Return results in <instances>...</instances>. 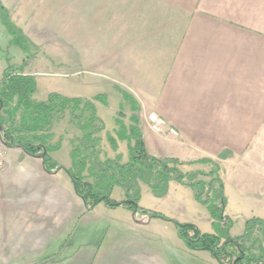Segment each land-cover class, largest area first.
<instances>
[{
  "label": "crops",
  "instance_id": "0c3cea01",
  "mask_svg": "<svg viewBox=\"0 0 264 264\" xmlns=\"http://www.w3.org/2000/svg\"><path fill=\"white\" fill-rule=\"evenodd\" d=\"M77 1L82 13L90 7L92 26L85 33L77 28V46L83 50L90 40L94 51L91 62L79 63L77 73H92L89 81L78 75L80 83L104 89L105 81H99L106 74L120 103L115 115L127 103L121 90L133 97L151 156L182 163L211 160L220 166L226 215L235 223L232 236L238 237L234 230L247 220H264V0ZM25 74L37 81L42 75L28 66ZM101 95L108 97L101 92L76 98ZM105 100L95 102L102 120L101 109L109 105ZM151 116L165 121L159 131ZM105 126L102 160L121 155L126 162L128 149L125 153L118 141L116 153L108 141L109 135L117 139V120L112 130ZM52 132L50 145L61 143L50 153L57 164L52 170L43 158L6 144L0 173V264H219L209 252L189 250L171 222L103 203L88 210L65 171L73 168L71 142L81 132L66 119L55 122ZM140 186L141 207L151 196V210L167 203L169 217L177 220L179 208L196 201L190 188L175 181L164 198ZM112 197L126 198L120 187ZM206 212L200 215L208 222L205 230L192 224L213 234Z\"/></svg>",
  "mask_w": 264,
  "mask_h": 264
},
{
  "label": "trees",
  "instance_id": "16d2710c",
  "mask_svg": "<svg viewBox=\"0 0 264 264\" xmlns=\"http://www.w3.org/2000/svg\"><path fill=\"white\" fill-rule=\"evenodd\" d=\"M6 25L13 36L12 42L26 51L28 44L20 41L22 37L18 38L16 35V27L11 22H6ZM36 92L37 80L34 76L25 74L24 67L17 71L8 68L0 79V127L4 141L10 146L22 148L31 156L44 155L47 170H52L57 168V164L50 153L61 147L60 142L50 145L54 138L53 125L70 115L71 122L81 132V136L71 142L73 168L65 171L72 178L77 193L85 200L88 210L104 203L112 209L123 207L137 211L152 219L173 223L189 250L209 252L219 264H264V220L251 218L246 221L242 235L232 236L231 230L235 223L226 215L227 197L224 183L218 175L221 168L217 163L211 160L193 163L214 165L216 170L209 174L201 171L184 173L180 167L186 165L185 163L172 158L151 156L138 127L139 118L136 115L133 116V125L129 129L117 121L118 139L128 142V163H121V155L103 161L100 135L106 126L98 116L95 101L104 98L98 96L88 100L51 93L46 100L36 101L33 98ZM121 93L125 101L132 105L134 112H139L133 97L125 91L121 90ZM2 113L8 117L9 126L6 125ZM108 141L112 149L117 151V141L110 135ZM201 176L211 177L212 180L205 182L200 179ZM87 179H93V182ZM173 181L190 188L196 201L206 207L213 220V234L203 233L193 224H183L162 213L141 207V183L147 185L155 197L164 198ZM116 187L125 192L126 198L123 201L112 198ZM256 251L259 252L258 255Z\"/></svg>",
  "mask_w": 264,
  "mask_h": 264
},
{
  "label": "rangeland",
  "instance_id": "374dc122",
  "mask_svg": "<svg viewBox=\"0 0 264 264\" xmlns=\"http://www.w3.org/2000/svg\"><path fill=\"white\" fill-rule=\"evenodd\" d=\"M81 6L82 3L77 0H0V79L3 78L8 68L16 69L17 71V69L24 67L25 72V69L28 66L30 70L35 69L36 72H40L42 75L37 81L38 90L36 97L35 95L33 96L36 101L46 100L47 96L51 93H58L65 97L76 98L79 95L90 96L105 92L108 97L101 95V97L104 99L100 100V102H104L105 99H108L109 105L108 108L101 109V116L105 121L108 130H112L116 120H119L129 129L133 125L131 123L133 116L136 115L139 118L140 109L139 112L135 113L132 105L127 102L125 107H121L115 115V112L120 107V103L112 94V86L109 84V80L107 79L108 77H106L107 75H101L102 78L99 76L101 78V81H99L100 83H102L103 80L105 81V84L103 85L104 89H100V85L83 86L80 83L81 78L77 77L78 75H83L85 76L86 80H91V71H88L87 69H81L79 71L80 73H77V69H80L79 63L81 61L85 62V64L91 62L92 53L94 52L90 45V40L88 44H84L83 50L80 49V46H77V28L79 29L78 32L84 31L85 33L92 27L90 7L86 8L88 12L85 10L82 13ZM6 22H11L17 28H15L16 35L18 38L22 37L20 41L22 40L21 42L28 44L26 51L12 42L13 36L10 35ZM61 63H64V65H60ZM114 115L116 120L114 119ZM2 116L6 121V125L9 126L10 121L8 117L4 113H2ZM65 119L66 121L71 122L70 115H67ZM151 119L153 122V127L158 121H164L163 119L154 116H151ZM155 119H157V122H154ZM17 123H19V121H17ZM63 129L64 127H61L58 131L63 133ZM118 130L116 132L117 144L118 141L120 142L117 136ZM101 135L104 140V146H100V148L101 152H103L104 150L102 147L107 148V143L104 139L105 135H103V133ZM121 143L123 144V151L126 153V150L128 149V142L121 141ZM109 145L111 146L110 142ZM118 150L119 146L116 153ZM63 155H66L65 152H62V156ZM106 159L107 156L105 157V160ZM128 161L129 160L123 162L122 159L121 163L126 164ZM185 164L186 165L184 166H188L189 169L185 170L183 168L184 166L180 167V169L182 171L183 168V170L187 171V173L201 171L209 174L216 170L215 166L212 164L196 165L193 164V162L192 164ZM218 175H220V172ZM200 179L205 182H210L212 180L211 177L204 176H201ZM92 180L93 179H87V181L91 183ZM149 197L146 196L144 199L145 201L143 207L151 210L154 209L155 204L150 202ZM192 201L194 202V199H192ZM194 203L195 204L189 208H179L177 215L179 218L178 220L175 219L176 217H169L171 211H169V205L167 203L161 204L158 209L160 212L158 210L152 211L162 213L163 215L183 224H188V222L189 224H192V222H197L201 228L205 230L206 226L209 225L206 221V218L200 215L201 213H205L208 210L205 209L206 207H202V205L197 201ZM148 204L151 206H148ZM140 205L142 206L141 203ZM244 229L245 224L242 226L239 225L233 233L240 236L239 234L244 232ZM255 253L257 255L259 254L258 251ZM201 264L208 263L201 262Z\"/></svg>",
  "mask_w": 264,
  "mask_h": 264
},
{
  "label": "built area",
  "instance_id": "2783aa9c",
  "mask_svg": "<svg viewBox=\"0 0 264 264\" xmlns=\"http://www.w3.org/2000/svg\"><path fill=\"white\" fill-rule=\"evenodd\" d=\"M154 122H157V119H155ZM164 124H165V122L160 120L156 123V125H154L153 128H154V130L159 131L160 127ZM172 133H176V132L172 130ZM6 148H7V146H6V143L4 141V134H3L2 129H0V173L3 171V169L5 167V163L3 161V156L6 153Z\"/></svg>",
  "mask_w": 264,
  "mask_h": 264
},
{
  "label": "water",
  "instance_id": "95a60500",
  "mask_svg": "<svg viewBox=\"0 0 264 264\" xmlns=\"http://www.w3.org/2000/svg\"><path fill=\"white\" fill-rule=\"evenodd\" d=\"M0 129H1V127H0ZM38 157L44 159L45 156H44V155H40V156H38Z\"/></svg>",
  "mask_w": 264,
  "mask_h": 264
}]
</instances>
